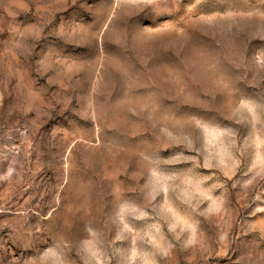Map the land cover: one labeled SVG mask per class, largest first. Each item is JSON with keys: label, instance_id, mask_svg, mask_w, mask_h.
Instances as JSON below:
<instances>
[{"label": "rangeland", "instance_id": "rangeland-1", "mask_svg": "<svg viewBox=\"0 0 264 264\" xmlns=\"http://www.w3.org/2000/svg\"><path fill=\"white\" fill-rule=\"evenodd\" d=\"M0 264H264V0H0Z\"/></svg>", "mask_w": 264, "mask_h": 264}]
</instances>
